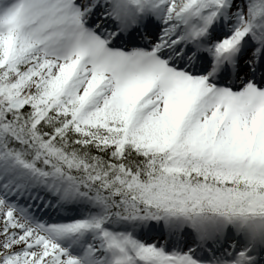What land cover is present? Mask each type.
<instances>
[{
  "label": "snow or ice",
  "instance_id": "1",
  "mask_svg": "<svg viewBox=\"0 0 264 264\" xmlns=\"http://www.w3.org/2000/svg\"><path fill=\"white\" fill-rule=\"evenodd\" d=\"M0 264H264V0H0Z\"/></svg>",
  "mask_w": 264,
  "mask_h": 264
}]
</instances>
